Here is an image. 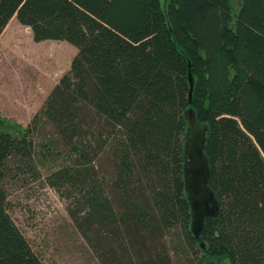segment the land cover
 I'll return each instance as SVG.
<instances>
[{
	"label": "trees",
	"instance_id": "16d2710c",
	"mask_svg": "<svg viewBox=\"0 0 264 264\" xmlns=\"http://www.w3.org/2000/svg\"><path fill=\"white\" fill-rule=\"evenodd\" d=\"M14 16L77 53L25 127L0 130V264H47L12 217L11 189L60 159L46 179L100 264H264V0H0V35ZM189 108L209 126L219 201L200 239Z\"/></svg>",
	"mask_w": 264,
	"mask_h": 264
},
{
	"label": "rangeland",
	"instance_id": "374dc122",
	"mask_svg": "<svg viewBox=\"0 0 264 264\" xmlns=\"http://www.w3.org/2000/svg\"><path fill=\"white\" fill-rule=\"evenodd\" d=\"M76 53L77 48L66 40L38 42L30 27L15 16L9 21L0 35V130L18 132L31 121L70 69ZM66 163L45 161L42 178L27 188H12V217L47 264H100L69 212L70 200L46 179ZM204 261L231 264L227 254H205Z\"/></svg>",
	"mask_w": 264,
	"mask_h": 264
},
{
	"label": "water",
	"instance_id": "95a60500",
	"mask_svg": "<svg viewBox=\"0 0 264 264\" xmlns=\"http://www.w3.org/2000/svg\"><path fill=\"white\" fill-rule=\"evenodd\" d=\"M189 99L192 102L194 77L189 71ZM187 121L185 141L184 178L192 208V231L200 239L207 218L215 217L219 211V201L214 190L210 187V163L205 153L208 140L209 126L197 119L193 108L185 111ZM202 248L205 244L201 242ZM213 264V263H211Z\"/></svg>",
	"mask_w": 264,
	"mask_h": 264
}]
</instances>
